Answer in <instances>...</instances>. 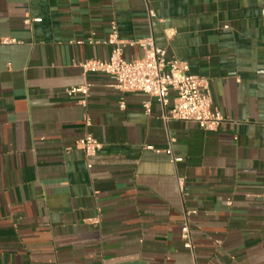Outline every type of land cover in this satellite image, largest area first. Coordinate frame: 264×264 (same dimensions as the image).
<instances>
[{
	"label": "crops",
	"instance_id": "crops-1",
	"mask_svg": "<svg viewBox=\"0 0 264 264\" xmlns=\"http://www.w3.org/2000/svg\"><path fill=\"white\" fill-rule=\"evenodd\" d=\"M114 24L209 78L216 129L83 72ZM263 190L264 0H0V264H264Z\"/></svg>",
	"mask_w": 264,
	"mask_h": 264
},
{
	"label": "built area",
	"instance_id": "built-area-1",
	"mask_svg": "<svg viewBox=\"0 0 264 264\" xmlns=\"http://www.w3.org/2000/svg\"><path fill=\"white\" fill-rule=\"evenodd\" d=\"M39 21L40 19H34ZM5 39L3 42H13ZM113 46L109 59L89 58L80 63L84 73L100 72L108 75L113 86L121 92H142L155 97L163 107H167L169 95L174 92L173 106L167 118L189 121L198 124L206 130H214L224 120L221 112L213 107L210 80L207 77L190 72L188 61L177 57H168L167 50L156 44L153 37L135 40H123L119 37L117 26L112 25V31L107 40ZM138 45L143 49L140 58L124 57L126 46ZM89 84L71 88L69 94L81 92L87 94ZM85 103V100L82 101ZM121 107L125 108L124 101ZM89 125V119L87 118ZM103 143L92 134L87 133L76 142V148L83 151L86 157L97 155ZM152 148V146H149ZM171 155V161H181L174 155L171 148L166 150ZM264 201V190L261 193ZM98 223V219H94ZM181 239L186 248L192 249V235L188 222L181 229Z\"/></svg>",
	"mask_w": 264,
	"mask_h": 264
}]
</instances>
